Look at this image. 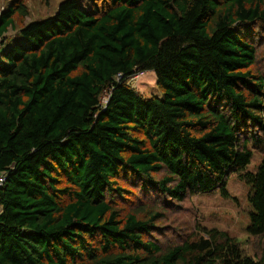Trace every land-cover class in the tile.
Here are the masks:
<instances>
[{"label":"trees","instance_id":"obj_1","mask_svg":"<svg viewBox=\"0 0 264 264\" xmlns=\"http://www.w3.org/2000/svg\"><path fill=\"white\" fill-rule=\"evenodd\" d=\"M5 1L0 264H264V0H65L33 22ZM148 71L161 99L129 84ZM234 175L254 255L196 220L168 239Z\"/></svg>","mask_w":264,"mask_h":264},{"label":"rangeland","instance_id":"obj_2","mask_svg":"<svg viewBox=\"0 0 264 264\" xmlns=\"http://www.w3.org/2000/svg\"><path fill=\"white\" fill-rule=\"evenodd\" d=\"M0 9L7 4L1 0ZM65 0H28L31 11V17L27 22L37 21L48 16L56 14L59 5ZM82 5H87L88 0H81ZM1 12V10H0ZM8 36H13L10 32ZM0 42L2 39L0 38ZM129 84L138 90L146 98H162L163 91L158 85V79L154 71H148L141 74L136 73L129 79ZM261 159L256 157L246 172H255L260 165ZM229 197L222 196L220 191L213 194L198 195L191 201L190 207L196 209L197 218H191L186 214L187 204L174 210V219L172 223L165 224V231L168 239L179 236L190 235L193 231V220L198 221L203 228H217L229 233L236 238L247 255H254L255 242L249 238L248 227L250 226V214L252 208L248 200L249 187L238 176L234 175L228 182ZM190 220V221H189Z\"/></svg>","mask_w":264,"mask_h":264},{"label":"built area","instance_id":"obj_3","mask_svg":"<svg viewBox=\"0 0 264 264\" xmlns=\"http://www.w3.org/2000/svg\"><path fill=\"white\" fill-rule=\"evenodd\" d=\"M105 102L107 103L108 102V100H105ZM5 176H1L0 177V188L4 185V183H5Z\"/></svg>","mask_w":264,"mask_h":264}]
</instances>
